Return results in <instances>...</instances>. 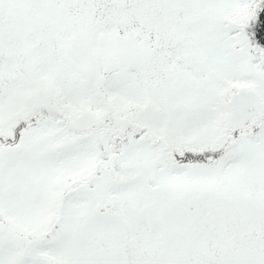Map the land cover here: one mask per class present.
<instances>
[{
    "label": "snow or ice",
    "instance_id": "1",
    "mask_svg": "<svg viewBox=\"0 0 264 264\" xmlns=\"http://www.w3.org/2000/svg\"><path fill=\"white\" fill-rule=\"evenodd\" d=\"M0 264H264V0H0Z\"/></svg>",
    "mask_w": 264,
    "mask_h": 264
}]
</instances>
